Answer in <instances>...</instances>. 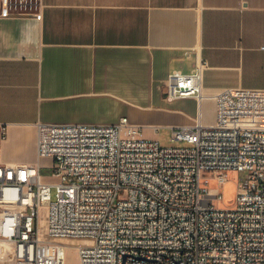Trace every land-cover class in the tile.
Instances as JSON below:
<instances>
[{
	"label": "built area",
	"instance_id": "2783aa9c",
	"mask_svg": "<svg viewBox=\"0 0 264 264\" xmlns=\"http://www.w3.org/2000/svg\"><path fill=\"white\" fill-rule=\"evenodd\" d=\"M28 3L0 0V14ZM208 68L199 59L167 78V98L216 103L213 124L173 128L171 139L185 145L162 147L127 117L37 123L38 161L0 162V244L15 264H66L69 247L79 264H264V92L226 87L206 96ZM42 157L53 158L58 181H43ZM231 172L234 204L217 207ZM45 204L48 239L39 233Z\"/></svg>",
	"mask_w": 264,
	"mask_h": 264
},
{
	"label": "crops",
	"instance_id": "0c3cea01",
	"mask_svg": "<svg viewBox=\"0 0 264 264\" xmlns=\"http://www.w3.org/2000/svg\"><path fill=\"white\" fill-rule=\"evenodd\" d=\"M31 5V11H20ZM0 14V162L38 161L37 123L115 124L152 139L215 121L211 97L169 99V73L209 68L204 93L264 92V0H32ZM155 140V139H153ZM157 140V139H156Z\"/></svg>",
	"mask_w": 264,
	"mask_h": 264
},
{
	"label": "rangeland",
	"instance_id": "374dc122",
	"mask_svg": "<svg viewBox=\"0 0 264 264\" xmlns=\"http://www.w3.org/2000/svg\"><path fill=\"white\" fill-rule=\"evenodd\" d=\"M32 0H29L31 2ZM31 5L28 4V7H24L20 9V11H31ZM172 131L173 129H161L158 135H154L152 139H157L162 147H169V146H180L185 145L186 143L180 142L177 140H172ZM38 158V156H35ZM42 173H43V181L46 183H54L58 181L57 178H54L51 175V166L53 164V158L51 157H42L39 159ZM222 197L218 201L215 202V205L220 208H226L227 206H232L234 204L236 191H237V175L235 172H231L229 174V181L228 183L224 184L221 188ZM53 199L55 198V189L52 191ZM40 219H39V233L40 237L43 239H48V224H49V206L43 205L40 208ZM63 242L69 245H76L79 241L71 240V239H64ZM4 246H2L3 248ZM3 253L1 254L0 264H15L11 250L7 248H3ZM66 264H79V260L77 258V251L74 247H69L68 249V256L66 260Z\"/></svg>",
	"mask_w": 264,
	"mask_h": 264
},
{
	"label": "bare ground",
	"instance_id": "6f19581e",
	"mask_svg": "<svg viewBox=\"0 0 264 264\" xmlns=\"http://www.w3.org/2000/svg\"><path fill=\"white\" fill-rule=\"evenodd\" d=\"M0 246H3V244H0ZM77 258H78V255H77Z\"/></svg>",
	"mask_w": 264,
	"mask_h": 264
}]
</instances>
